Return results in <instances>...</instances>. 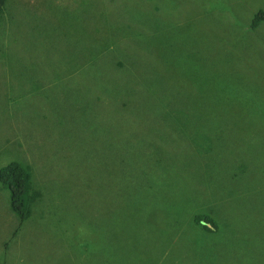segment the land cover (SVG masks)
Here are the masks:
<instances>
[{
	"label": "rangeland",
	"instance_id": "1",
	"mask_svg": "<svg viewBox=\"0 0 264 264\" xmlns=\"http://www.w3.org/2000/svg\"><path fill=\"white\" fill-rule=\"evenodd\" d=\"M263 4L10 0L0 264H264Z\"/></svg>",
	"mask_w": 264,
	"mask_h": 264
},
{
	"label": "trees",
	"instance_id": "2",
	"mask_svg": "<svg viewBox=\"0 0 264 264\" xmlns=\"http://www.w3.org/2000/svg\"><path fill=\"white\" fill-rule=\"evenodd\" d=\"M9 3L10 0H0V11L6 8V5H9ZM12 3L13 2L11 1V4ZM263 22L264 4L260 9L257 10V12H255L252 18V27L256 28ZM0 181L9 192V195L12 199L13 210L21 220H25L27 215L24 212V206L28 205L29 207L32 203L34 204L42 196L41 192L33 189L32 169L29 166L25 165V163L13 161L6 167L0 169ZM29 193H31V196L29 197L30 200L26 201L25 199H27V195ZM23 199L25 200V202L23 201ZM211 222H209V224L212 225V227H215V222L212 220ZM203 228L208 231H213L210 227L207 226H203Z\"/></svg>",
	"mask_w": 264,
	"mask_h": 264
}]
</instances>
